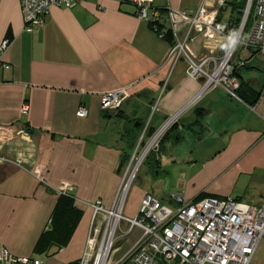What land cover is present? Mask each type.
<instances>
[{"label":"crops","instance_id":"obj_1","mask_svg":"<svg viewBox=\"0 0 264 264\" xmlns=\"http://www.w3.org/2000/svg\"><path fill=\"white\" fill-rule=\"evenodd\" d=\"M245 2L155 0L154 7L168 28V9L195 14L200 7L210 21L237 25ZM135 11L126 0H87L71 10L53 8L44 27L28 33L22 0H0V48L10 41L0 55L8 67L0 70V249L47 264H79L91 205L113 207L145 125L150 121L156 132L184 109L161 152L148 158L157 156L158 184L175 180L181 193L158 190L160 200L135 189L124 215L136 218L145 195L233 198L264 207V57L243 48L236 55L235 65L246 63L239 73L241 101L218 88L187 108L201 82L188 77L185 59L170 61L172 46ZM173 23L176 39L187 40L197 63L227 45L202 24L192 27L178 15ZM122 90L130 98L121 110L103 111L102 97ZM81 106L89 111L83 119L77 117ZM65 185L74 186V211L53 223Z\"/></svg>","mask_w":264,"mask_h":264},{"label":"built area","instance_id":"obj_2","mask_svg":"<svg viewBox=\"0 0 264 264\" xmlns=\"http://www.w3.org/2000/svg\"><path fill=\"white\" fill-rule=\"evenodd\" d=\"M87 0H22L25 31L34 33L44 27L46 18L53 8L74 9ZM135 7V15L151 24H162V13L154 7L155 0H126ZM101 10H103L101 8ZM168 26L174 32V15L188 21L193 27L202 24L206 30L222 35L227 41L223 55H211L202 63L192 59L187 51V40L171 49L170 61L176 65L182 59L188 63V77L201 82V90L187 106L190 108L205 95L223 88L230 98L241 101L237 95L240 85L235 80L237 68H245L241 61L234 64L239 49L253 51L264 57V0H248L240 24H218L205 18V9L200 7L195 14L175 12L168 9ZM252 21L251 28L245 33ZM158 33L157 28H155ZM238 32V33H236ZM163 37L161 34H159ZM10 42L4 41L0 48L3 55ZM213 66V69L211 67ZM0 58V70L7 69ZM168 89V83L162 92ZM127 90L104 95L101 107L105 112L118 113L127 99ZM25 111L29 107L25 106ZM185 110V109H184ZM171 116L149 137L150 121L145 125L137 142L129 168L124 177L112 208L102 202L91 205L93 217L83 257L79 264H253L260 244L264 239V207L255 208L233 198L220 200L205 198L201 201H186L175 195L170 203L145 195L136 218L124 215L130 191L138 180V173L148 158L159 151L166 134L179 122L184 112ZM157 111V106L154 112ZM89 111L81 106L78 118H86ZM44 169L38 172L43 182ZM74 186L65 185L60 195L72 196ZM128 225L123 232L122 224ZM140 231V238L131 249L116 258L121 241L118 234L130 237ZM0 264H47L37 258L17 257L0 249Z\"/></svg>","mask_w":264,"mask_h":264},{"label":"rangeland","instance_id":"obj_3","mask_svg":"<svg viewBox=\"0 0 264 264\" xmlns=\"http://www.w3.org/2000/svg\"><path fill=\"white\" fill-rule=\"evenodd\" d=\"M252 25V23H251ZM251 25L249 26V30L252 29L251 28ZM241 49L238 50L237 52V55H239ZM244 69V68H237V72L235 74V80L237 81V83L240 85L237 93L240 91L241 89V79H240V71ZM220 89H223V88H220ZM224 90V89H223ZM225 91V90H224ZM226 93V92H225ZM227 94V93H226ZM228 96V95H227ZM229 97V96H228ZM169 148V147H168ZM182 153L179 152L178 155H181ZM156 159H157V156H152V158H150L147 162H145V164L142 166V168L140 169L139 173H138V176L139 178H142L146 183L144 184L143 187L140 186L139 182H135V184L133 185L131 191H130V198H132L133 196V193L135 191V189H140V190H149V192L159 198L160 200H162V198L164 197V195H159L157 193V191L159 190H162L163 189V194L165 195H172L174 194L175 192H180V190H178V187L176 189V185H175V180H173L172 183H169V181H167L165 183V185H163V183H159L161 184L162 187L158 188L160 185L158 184L157 180L159 179V177L156 176V174L158 173L157 172V168H156ZM173 165V164H171ZM170 168V167H168ZM164 171V170H163ZM162 175L163 173L160 174V179H162ZM169 180V179H167ZM158 186V187H157ZM166 187H168V189H166ZM180 187V185H179ZM181 187H185V184L181 183ZM175 188V189H173ZM184 194V193H182ZM175 196V195H174ZM181 196V195H180ZM129 198V200H131ZM129 202V201H128ZM125 214L127 215V210L125 212ZM128 230L127 227H123V232H126ZM136 233L140 234V231H136L134 232L130 237H123V234L122 232H120L118 234V239L119 241H121L119 243V247H120V250L119 252L116 254V258H120L121 255L125 254L130 248H131V244L134 240H137L136 239ZM253 264H264V239L262 240L261 244H260V247L258 249V252L254 258V262Z\"/></svg>","mask_w":264,"mask_h":264},{"label":"trees","instance_id":"obj_4","mask_svg":"<svg viewBox=\"0 0 264 264\" xmlns=\"http://www.w3.org/2000/svg\"><path fill=\"white\" fill-rule=\"evenodd\" d=\"M244 10L246 9V2H245V5H244ZM240 21H238L237 25L240 24ZM252 21H250V24L249 26L251 25ZM154 30H156L155 28H157L158 30V33L161 34L163 37V39H165L167 42H169V44L174 47L175 44H176V37H175V34L173 32L172 29L166 27L165 25L163 24H151L150 25ZM249 32V27L245 33V37L247 36ZM10 42V41H9ZM243 83L241 85V89L240 91L237 93L238 97L242 100L243 99V94H242V91H243ZM176 126V125H175ZM174 126V127H175ZM173 127V128H174ZM172 128V129H173ZM171 129V130H172ZM171 130L166 134V136L164 137L163 141L161 142V145H160V149L158 152L156 153H160L161 152V148L163 147L164 143L166 142V140L168 139V135L169 133L171 132ZM154 134V131L153 130H149V137H151L152 135ZM156 153H153V154H156ZM152 154V155H153ZM205 199V197L203 196H200L197 200L195 201H201ZM74 211V208H73V196H66V195H61V201L58 203L57 207H56V210L54 212V218H53V223L55 221L57 222H64V220H68L70 218V214H72V212ZM50 235L47 233L45 235V238H48ZM42 244V242H41ZM40 246V244H39ZM39 249V248H38ZM37 249V251H38Z\"/></svg>","mask_w":264,"mask_h":264},{"label":"water","instance_id":"obj_5","mask_svg":"<svg viewBox=\"0 0 264 264\" xmlns=\"http://www.w3.org/2000/svg\"><path fill=\"white\" fill-rule=\"evenodd\" d=\"M224 52H225V49L221 52V55H223ZM211 69H213V66L211 67ZM203 81H204L203 79L200 80V82H203ZM141 185H142V183H141V181H140V186H141ZM163 201H164V202H170L171 199H163Z\"/></svg>","mask_w":264,"mask_h":264},{"label":"clouds","instance_id":"obj_6","mask_svg":"<svg viewBox=\"0 0 264 264\" xmlns=\"http://www.w3.org/2000/svg\"><path fill=\"white\" fill-rule=\"evenodd\" d=\"M236 33H238V32H236ZM239 34V33H238Z\"/></svg>","mask_w":264,"mask_h":264}]
</instances>
